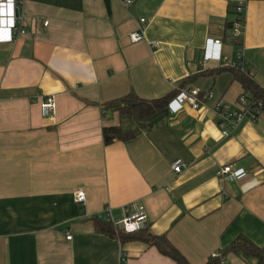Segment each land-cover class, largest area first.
<instances>
[{"label":"crops","instance_id":"obj_1","mask_svg":"<svg viewBox=\"0 0 264 264\" xmlns=\"http://www.w3.org/2000/svg\"><path fill=\"white\" fill-rule=\"evenodd\" d=\"M245 1L18 4L23 33L0 32V264H120L122 255L125 264H176L146 242L96 233L105 208L121 219L143 206L149 232L191 264H206L239 236L264 245V113L223 138L212 109L219 99L235 108L243 88L228 71L207 73L243 62L264 89V1L246 3L240 45L224 41ZM141 19L144 40L131 43ZM180 88L214 97L199 110L176 101L147 121L104 117V106L130 92L151 100ZM48 96L56 110L44 116ZM105 126L136 137L105 145ZM177 161L186 164L179 174ZM227 166L235 179L222 181ZM78 190L85 204L75 201Z\"/></svg>","mask_w":264,"mask_h":264},{"label":"trees","instance_id":"obj_2","mask_svg":"<svg viewBox=\"0 0 264 264\" xmlns=\"http://www.w3.org/2000/svg\"><path fill=\"white\" fill-rule=\"evenodd\" d=\"M252 1H264V0H246L244 4ZM238 6L235 7V9ZM232 13L237 14V22L244 21L243 14H239L236 10ZM235 21V22H236ZM234 22H227L226 30L233 28ZM240 37H234L226 35L225 42L235 46H239ZM222 71H228L231 74L232 81L238 82L242 88V94H248L251 102H254L256 106H259L262 113H264V89L257 83L249 72L248 67L245 65L242 72L236 68H224L217 69L211 72H207L208 75H215ZM195 80V76L188 78V80L182 83L191 84ZM180 96L178 90H174L168 95L158 99H143L137 96L135 93L130 92L120 100L111 102L104 106V117L107 114L118 113L120 117H136L140 120L147 121L154 117L157 113L171 107L172 103ZM103 141L105 145H110L116 141L128 142L136 137V134L131 130H123L120 126H105L102 130ZM94 230L98 234L105 235L107 237L120 240L121 243L139 240L148 243L151 246H156L163 254L170 257L176 264H191L167 239L165 235L157 236L149 232L148 228L140 230L134 234H126L122 231H117L115 226L107 223L98 218L94 219ZM221 257H225L229 254L243 255L247 258H254L257 260V264H264V245L259 247L255 245L245 236H239L229 246L220 251ZM222 258L210 257L206 264H221Z\"/></svg>","mask_w":264,"mask_h":264},{"label":"built area","instance_id":"obj_3","mask_svg":"<svg viewBox=\"0 0 264 264\" xmlns=\"http://www.w3.org/2000/svg\"><path fill=\"white\" fill-rule=\"evenodd\" d=\"M23 1L24 0H11V7L9 8L8 0H0V5H3L2 15H0V32H8V39L14 40V38H16L15 35L20 36L23 33L24 26L22 23V17L19 16L17 8L18 4L22 5ZM126 3L129 5L132 3V0H126ZM236 10L239 14H244L245 4L240 3ZM139 23V30L129 36L131 43H138L144 40V25L146 20L141 19ZM45 25H47V23H45ZM243 30V21H236L233 24L232 35L234 37H241ZM214 44L220 45L221 41H215ZM152 46L157 47L158 44H152ZM229 67L239 69L243 72L245 64L243 62H241V64L231 63L229 64ZM178 91L180 92V96L174 102L186 103L193 109L198 110L204 108L206 101L211 100L214 97L212 92H202L197 88H180ZM41 107L44 116L53 114L56 110L54 96H48L42 103ZM212 110L218 117L217 127L223 138H229L246 120L256 121L263 114L260 109V104L259 106H256L254 102H251L248 94H241L239 96L235 108H231L224 100L219 99L216 101ZM172 167L174 173L179 174L186 168V164L182 161H177ZM218 176L222 181L226 179H235V175L232 173V168L230 166L222 168L218 172ZM75 201L79 204H85L86 195L83 190L75 192ZM128 211L129 210L126 208L125 212L128 214L125 217L118 219L110 208H105L101 213L96 214L95 218L114 225L117 231L119 230L126 234H134L147 228L148 215L143 206L137 207L133 213H129ZM67 239L71 240L72 236L68 235ZM212 257L223 259L220 253H215ZM126 262V257L122 255L120 257V264H125Z\"/></svg>","mask_w":264,"mask_h":264},{"label":"snow or ice","instance_id":"obj_4","mask_svg":"<svg viewBox=\"0 0 264 264\" xmlns=\"http://www.w3.org/2000/svg\"><path fill=\"white\" fill-rule=\"evenodd\" d=\"M8 7L9 8L11 7V0H8ZM2 8H3V5H0V15H2Z\"/></svg>","mask_w":264,"mask_h":264}]
</instances>
